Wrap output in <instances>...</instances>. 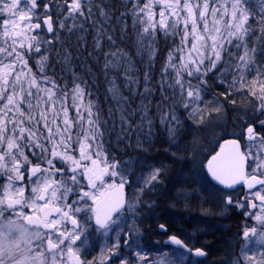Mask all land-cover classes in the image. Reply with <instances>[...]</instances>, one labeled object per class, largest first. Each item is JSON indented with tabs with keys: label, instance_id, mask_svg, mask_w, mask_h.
Masks as SVG:
<instances>
[{
	"label": "snow or ice",
	"instance_id": "snow-or-ice-1",
	"mask_svg": "<svg viewBox=\"0 0 264 264\" xmlns=\"http://www.w3.org/2000/svg\"><path fill=\"white\" fill-rule=\"evenodd\" d=\"M157 5L160 6L158 14L154 10ZM123 7L125 11H119L106 0H0V13L8 14L0 25L5 38L3 46H0V178L4 181L0 184V220L4 221L0 224V264H200L191 257L207 256L203 247L171 235L163 243L177 247L170 251L157 249L159 255L150 258L152 249L148 248L144 233L151 230V225L146 224L145 212L150 213L156 201L145 196L164 186L168 174L166 163L141 164L137 159L135 163L140 168L137 175L132 161L115 157L109 161L103 141H98L103 132L100 131L98 117L92 119L91 102L86 106L87 129L82 124L85 117L77 110L76 123L82 129L76 139L78 158L73 155V122L67 119V109H64L63 128L55 120L51 122L55 131L46 111H40L39 119L33 114V108L39 107L40 92L52 100L60 88L53 77L41 75L38 79L32 72L28 61L33 53L39 54L37 64L41 73L51 53L62 54L67 61L71 53L63 46L59 52L55 48V42L60 41L59 34L83 31L90 21L96 27L95 48H101V40L105 37L109 44L114 45L113 36L108 35V30L95 19L97 15L110 19L114 9L119 11L117 19H123L130 11L133 28L137 24L142 26L138 32L139 42L144 47L147 39L150 58L156 55L154 44L158 30L165 36L180 35L179 29L183 26L181 43L174 49L176 53L184 52L188 38L192 36L187 56L181 55L177 64L173 51H170L161 69L160 90L163 91L167 83V87L174 90L175 97L178 89V103L185 110L202 112V93L206 91L209 73L218 74L221 77L219 82L226 86L215 99L216 113L224 112L220 97L234 108L237 101L229 97L236 94L255 100L254 104L249 100L239 105L243 111L238 116L239 126L243 129L241 137L225 140L220 151L208 161L211 177L224 189L233 191L213 189L212 194L220 204L219 212L205 211L224 215L235 210L246 220L256 221L259 227H243L237 241L240 253L233 257L231 264H264V64L255 58L257 49L249 48V39L256 35L257 30L259 39L264 41V0H259L260 11L256 10L255 0H147L144 3L141 0H123ZM44 32L51 34V38H45ZM208 40H211V51L206 55ZM226 44H232L238 51L235 54L226 51ZM225 53L227 67L218 69ZM126 55L120 49L104 53L105 69L120 66V59L114 63L108 57L122 58ZM229 68L239 70L233 71L230 81L225 75ZM169 69L174 71V75ZM253 72L249 79L248 74ZM150 78L145 72V81ZM128 79L131 81L132 78ZM33 88L36 92L32 91ZM109 91L114 98L127 100L115 84ZM149 91L146 87L145 92ZM60 94L66 96L67 92ZM83 94L84 90L75 85L74 100L82 99ZM30 98H36L37 105L34 106ZM163 99L167 101L169 97L164 96ZM144 108L145 114L141 119L147 120L149 125L147 139L152 135V121L147 116V106ZM204 120L205 116L201 114L198 122L203 123ZM160 123L167 126L174 141L178 130L175 107L160 112ZM41 128L47 131V135ZM129 129L122 128L123 131ZM242 140L246 143L242 144ZM94 143L96 148L92 150ZM49 144L51 148L47 146ZM136 146L145 153L149 150L139 140ZM171 155L181 158L178 152ZM133 176L134 181L131 179ZM105 177L119 178V183L106 185L107 194L98 191V185L104 183ZM29 185L31 194L26 195ZM126 185H134L131 197L125 194ZM237 185L247 190L235 192ZM190 195L183 185L177 186L171 193L173 206L181 202L187 204ZM25 208L30 209L31 214L26 213ZM257 208L258 213L250 211ZM6 212L9 213L7 217ZM13 212L16 220L11 218ZM20 220L23 223L17 222ZM158 228L164 233L168 231L163 223L158 224ZM89 229L110 238L99 257L92 259L86 258L85 248L91 235ZM254 238L255 243L262 246L258 250L249 248L248 242ZM22 244H35L37 250L29 247L25 252Z\"/></svg>",
	"mask_w": 264,
	"mask_h": 264
},
{
	"label": "trees",
	"instance_id": "trees-1",
	"mask_svg": "<svg viewBox=\"0 0 264 264\" xmlns=\"http://www.w3.org/2000/svg\"><path fill=\"white\" fill-rule=\"evenodd\" d=\"M106 2L110 5L114 4L119 11H125L123 0H106ZM144 2H147V0H141V3ZM255 3L256 10L260 11L259 0H255ZM154 10L158 14L160 6H155ZM119 11L114 9L112 17L107 20L98 15L95 17V19L99 20L104 28L108 30L107 34L113 36L115 40L114 45L109 44L105 37L101 40V48L97 50L95 48V37L97 35L96 27H94L90 21L85 24L83 31L76 30L72 34L67 32H61L59 34L60 41L55 42V48L59 52L63 46V48H66L71 53L67 61L64 60L62 54L56 55L55 53H51L43 73L40 72L39 65L37 64L39 54L33 53L28 63L32 72L38 79L41 75H47L53 77L60 85V88L57 89V95L53 97L52 100H48L44 92L39 93V97H41L39 102L41 104L43 102L44 104L46 99L48 110L52 109L53 105H55V108L59 104L70 105L72 110L71 113L73 114V130L81 132L82 129L80 124L76 123L78 116L74 105L78 103V101L81 105H84L80 113L85 117V120L82 122L83 128L87 129L88 114L86 106L91 102V110L94 115L92 119L98 117L100 131L103 132V137H98V139L102 140L103 144L106 146H113L116 144L115 139L118 131H123L122 128L126 129L129 127L127 126L128 123H130V129L133 133L129 134L128 138L120 137L122 139L120 143L121 145L133 148L134 145L136 146L137 144V140L134 137H136L143 123L140 114L137 112V106L139 103H142V101H139V92L145 86L144 83L146 81L144 79V74L147 72L151 77L148 81L154 83L155 87H158L157 82L161 80L162 75V64L167 58L168 53L173 51L174 57L178 59L183 54L174 52V49L181 43L183 26L181 25L179 29L180 35L165 36L158 30L154 44L156 55L154 58H150L149 53H146L148 43L146 47L144 44V48L141 47L139 42L140 37L138 32L141 30L142 26L137 24V26L133 28V16L130 11L123 19H117ZM2 19L3 14H0V25L2 24ZM209 19H211V17H209ZM42 35L45 38H51V34L46 32L42 33ZM186 48L187 47H185L184 51H186ZM117 49H120L122 53H126L127 55L122 58L108 57V59H111L114 63L117 59H120V66L115 69L109 68L106 70L104 67V53L116 51ZM126 71L127 76L125 75ZM128 77L132 78L131 81ZM77 84L84 90V94L82 99L74 100L73 89ZM113 84L120 89L121 96L126 97L127 100L121 97H113V93L109 91V89L113 87ZM62 91H66L67 95H61L60 93ZM33 92H36V89H34ZM220 92V89H214L212 86L207 85L206 91L204 92L205 97L203 105L213 102ZM160 97L164 100V96L161 95ZM205 99H208L209 102L207 103ZM35 100L37 102L36 98ZM220 100L225 103L223 97H220ZM117 101H119V103H117ZM121 104L127 109L121 107L119 109V105ZM214 105L217 107L215 102ZM55 111L60 112L58 108H56ZM186 125L189 127V123ZM154 128H161L156 120H154ZM41 129L43 130V128ZM225 236V234H217V246H220V242L222 239L226 238Z\"/></svg>",
	"mask_w": 264,
	"mask_h": 264
},
{
	"label": "flooded vegetation",
	"instance_id": "flooded-vegetation-1",
	"mask_svg": "<svg viewBox=\"0 0 264 264\" xmlns=\"http://www.w3.org/2000/svg\"><path fill=\"white\" fill-rule=\"evenodd\" d=\"M237 96V95H235ZM234 96V97H235ZM234 97H229V99H235L237 101L238 105H242V101L244 99H236ZM252 101L253 98H250ZM205 101L208 103L209 100L205 99ZM248 98H245L244 104L248 102ZM215 102V99L213 100ZM216 104V103H215ZM201 104L202 112L197 113H190L184 114L182 110L178 109L179 114H181V120H182V127L179 129L180 133L178 135L177 133V142L173 143L170 141V138L168 137V130L161 129V128H154V139L153 141L150 139L148 142L149 144H146V148H148V152L145 153L143 156H138V153L135 152L134 147H128L126 145H121L122 139L116 135L115 142L113 146H104V150L108 153L109 161L113 157L117 160L122 161H128L130 159L139 158L144 163H156L159 164L161 162L166 163L168 165V174L165 177V183L162 188H159L157 192L146 194V199H152L156 201V204L152 211L145 212V216L147 217L146 224L151 225V230L146 231L144 233V239L148 242V248L152 249V254L150 258H156L159 254L157 253V249H160L162 251H170L171 249H174L175 245L165 244L164 241L168 240V237L171 235H176L178 238L183 239L186 243H193L196 247H203L206 252V257H191V260L193 261H200V264H221L223 263L227 257L224 255L226 253L223 252L225 248H227L229 245H231L232 241L239 240V234L241 233L243 227H252L254 226L252 223V219H245L244 215L238 211H230L228 212L229 218L223 221V223H229L227 224L229 227H226L225 230H216L214 229V232H202L201 230L205 228L204 224H202V217H206L202 215L201 212V199L205 200L208 203H205L206 207H209L212 212H216L214 210V202L216 204H219V201L214 197L213 189L219 188L223 189L224 191H233L232 189H224L220 185L214 183L212 179L210 178L208 174V161L211 159L213 155H216L220 151V146L224 143L225 140L229 139H237L240 138L243 134V129L237 125H233L231 129H227L219 142V144L215 147H213L204 158V175L201 174L200 169V150L197 147V143L195 141V137L200 139L202 138V135L200 133L199 128H195L196 125L199 123L198 119L199 116L202 114L206 116L208 113L209 115L216 114L214 109L216 108L215 105L212 106V103H208L203 105ZM209 110V111H207ZM226 113L227 121L230 122L231 117L237 118V115L235 113H238V109L234 108L232 105L228 104L227 101L224 103V112ZM197 116L195 120H192V116ZM185 116V122L186 124L190 123L192 121L193 129L192 128H184V118ZM232 120V119H231ZM238 121V120H236ZM231 124V123H230ZM178 130V131H179ZM259 130V129H258ZM234 131V133H232ZM119 132V131H118ZM228 133V134H227ZM223 134V133H222ZM203 136L206 140L210 141L208 139L209 132L207 130H204ZM165 141L164 148L162 150L157 148V141ZM188 140V143H187ZM203 140V139H202ZM193 143V148L191 150V144ZM242 144H245V141H241ZM174 144H180V149L178 152L179 156V163L171 167L169 164V161L165 158H163L162 155L168 152L169 145L173 150H178V148H174ZM195 145V146H194ZM77 158L79 155H77ZM35 162V161H34ZM196 165L197 172L195 171L194 167ZM133 169L136 171V174L138 175V170L135 169V166H132ZM144 171H147L145 168ZM200 172V174H199ZM198 175V176H197ZM198 177V179H197ZM131 179L134 181L135 176L131 177ZM3 178H0V184H3ZM112 182L119 183L118 177H105V181L103 184L98 185V191L100 193L106 194L108 192V189L106 188V185ZM209 184V186L207 185ZM171 185V186H170ZM183 185L190 193L191 195L188 198V203L185 204L183 202L181 203H175V206H173V201L171 197L172 191L177 187ZM30 185L26 188V195H30ZM134 187V185H133ZM133 187L125 186V194L128 197H131L133 194ZM247 189L244 186L239 185L236 187L235 192H245ZM2 191V189H0ZM103 198V197H102ZM209 202H212L209 203ZM258 203V202H257ZM24 211L28 214H31V210L28 208H25ZM253 213H258L259 209H251ZM14 214V213H13ZM169 215V218H168ZM16 216V215H15ZM211 216V215H210ZM174 218H177L178 221L174 222ZM210 220V219H208ZM216 221V220H213ZM93 228H95L94 222ZM163 223L167 225L168 231L166 233L161 232L158 228V224ZM212 230V227L208 226L207 231ZM223 231V232H222ZM89 232L91 235L89 236L88 244L85 245L86 248V258L92 259L93 257H99L101 249L104 247L105 244L110 242V238L103 237L100 234L93 231V229H89ZM221 232V233H216ZM217 234H225L226 238L222 239L220 242V246H217ZM160 242V243H156ZM235 243V242H234ZM21 247L27 252V249L31 247L34 251L37 250L35 248V244L33 245H24L22 244ZM226 250V249H225ZM187 264V262H186Z\"/></svg>",
	"mask_w": 264,
	"mask_h": 264
},
{
	"label": "rangeland",
	"instance_id": "rangeland-1",
	"mask_svg": "<svg viewBox=\"0 0 264 264\" xmlns=\"http://www.w3.org/2000/svg\"><path fill=\"white\" fill-rule=\"evenodd\" d=\"M0 14H3V19H6L8 17V14L6 13H0ZM2 19V21H3ZM225 20L228 19L227 17L224 18ZM211 19H209V26L211 27ZM2 23V22H1ZM2 25V24H1ZM201 28H202V24H201ZM221 28H223V25H221ZM183 31V30H182ZM225 35H226V32H225ZM259 31H257L256 35L252 36L250 39H249V48H252V47H255L257 49L256 53H255V58L257 61L261 62L262 64H264V41H262L261 39H259ZM4 36H3V28L2 26H0V46H3V43H4ZM192 36L190 35L189 38H188V42H187V45H186V51L183 52L182 55L184 56H187V53H188V49L191 47V43H192ZM10 42V41H9ZM147 39H145L144 41V44H145V47H146V44H147ZM198 45H199V41L197 42ZM207 44L209 45V47L207 49H205V54H209L210 51H211V48H210V45H211V40H208L207 41ZM144 47V48H145ZM143 48V50H144ZM225 48H226V51H231L232 53H236L238 50L233 47L232 44H226L225 45ZM242 51V50H241ZM140 53H143V52H140ZM148 53V51L146 52ZM167 59V58H166ZM166 59L164 60V63L166 61ZM228 57L226 55V53L224 54V60L221 61V63L218 65V69L222 68V67H227V65L225 64V60H227ZM175 60H176V63L178 64L179 63V59L175 57ZM164 63L162 64V66L164 65ZM232 63L234 64L235 63V60L233 59L232 60ZM233 71H239L238 69L237 70H234L232 68H229L227 73H225V75L227 76V79L230 81L231 78H232V73ZM169 72L172 73L174 75V71L172 69H169ZM249 79L251 78L252 75H254V72L253 73H249ZM208 83L207 85L209 86H212L214 89H220L221 92H224V88L226 87L225 85L221 84L219 81L221 79V77L216 74V73H209L208 77L206 78ZM160 81L159 80L157 82L158 84V87H155L154 83L152 82H145L144 83V88L142 90H140L139 92V101L142 103H139V105L137 106V112L140 114V117H142L144 114H145V108L144 106H147V116L151 119L152 121V124H151V131H152V135L149 136L147 139H145V136L146 134L148 133V130H149V125L147 123V120H143V123H142V126L140 127V129L138 130L137 134H136V137H134L136 140H139L143 146L146 148V144H149V140L151 139L153 141V137H154V133L153 131L155 130L154 129V120L157 121V123L160 124L161 126V129H165L167 130V126L164 125V124H161L160 123V112L163 111V110H167L168 108H171V107H175V115L177 116L178 118V130L182 127V120H181V114H179V111L177 110L180 109L182 110V112H184V114H187L189 111L185 110L182 106L179 105L178 103V89L176 90V93L177 95L174 97L173 96V89H170L167 87V83H165V86H164V90L161 91L160 90ZM169 82H171V80L169 79ZM195 83V81H194ZM206 85V86H207ZM205 86V87H206ZM25 87H27V85H25ZM148 88L150 89L149 92H145V88ZM35 88L32 89V91L34 90ZM205 93H202L203 97ZM168 96L169 99L167 101H164L162 100V97L160 96ZM237 96H235L234 98L236 99H244L242 101V103L244 104V101H245V98H248V100H250L251 97H248L246 95H240V94H236ZM32 100V104L35 106L37 105L38 101L36 102L35 98H30ZM117 103H119V101H117ZM212 103V106L214 105V102H211ZM252 103L254 104L255 103V100L253 99L252 100ZM46 105V99L44 101V104L42 102V104L39 102V107H34L33 108V114L37 117V119H39V113L41 110H44L47 112V118H48V121L50 123V126L53 127V130L55 131V125L51 124V122L53 120L56 121L57 124H60L61 128H63V120L65 119V111L64 109H67V119H69L70 121L73 122V114L71 113L72 110L70 108V105L66 104V105H57L56 108H58L60 110V112L58 111H55L56 108H55V105H53L52 109H47V105ZM158 105L160 106L159 110H158ZM75 108L76 110H79V112L82 111L84 105H81V103L78 101V103H75ZM22 107H25L26 108V105H23ZM121 108H124V109H127L125 108L122 104L119 105V109ZM204 108V107H203ZM202 108V109H203ZM238 109V113H235L237 115V118H233L231 117L230 119V122L227 121V116H226V113L225 114H212V115H209V113L205 116V120L203 123H198L196 121V117L195 114L194 116H192V120H195L198 124L196 125L195 128H199L200 130V133L202 135V138L200 137V139L197 137H195V141L197 143V147L199 148V150L201 151L200 152V171H201V174L204 175V165L206 162H204V158H205V155L207 154V152H209L213 147L217 146L219 144V142L221 141L223 135L225 134L224 132L229 128L231 129V127L235 124H239L238 121V116L239 115H242L243 114V111L242 109L239 107V105L237 104V107ZM37 109V111H36ZM92 109V107H91ZM209 111V110H207ZM12 113H9V116H11ZM94 116V115H93ZM184 120V128H192L193 129V125L190 121L189 123V127L186 125V122H185V116L183 118ZM231 123V124H230ZM130 123H128L127 126H129ZM73 126H74V123H73ZM11 127V125H9V128ZM126 129H129V127H127ZM42 130V129H41ZM177 130V133L179 135L180 133V130L178 131ZM204 130H207L209 132V136H208V140H206L203 136V133H204ZM44 131V134L47 135V131L46 130H42ZM71 133H72V141H71V144H72V150H73V155L76 156L79 155V146L78 144L76 143V139H77V133H79L78 131L76 130H73V127L71 128ZM133 133L131 129H129L128 131H119L116 135H118L119 137H122V138H128V135ZM223 133V134H222ZM234 133V131L232 132ZM228 134V133H227ZM168 137L170 138L169 136V133H168ZM56 139H59V137H56ZM177 134L175 136V139L173 141L172 138H170V141H172L173 143H176L177 142ZM203 139V140H202ZM99 141V139H98ZM147 142V143H146ZM47 143V142H45ZM187 143H188V140H187ZM104 145V144H103ZM137 145V144H136ZM49 148H51V145H47ZM105 146V145H104ZM195 146V145H194ZM96 148V144L94 143L93 144V149L92 150H95ZM193 148V143L191 144V150ZM134 150L136 153H138V156H143L145 154V152H143L141 149L137 148V146L134 145ZM213 150V149H212ZM137 159L139 158H135V159H130L128 161H132L133 164L132 166H135V169L138 170V175L140 174V168H139V165H137L135 162L137 161ZM140 163L143 164L144 162L142 160H140ZM195 171L197 172V169H196V165L194 167ZM200 174V172H199ZM198 176V175H197ZM198 179V177H197ZM209 186V184H207ZM205 203H208L206 202L205 200L201 199V212H202V215L206 216V217H202L203 219L201 220L202 221V224H204V226H206L205 228H203L201 231L202 232H214L213 230L216 229V230H225L226 227H229L227 224L229 223H223V221H225L226 219L229 218V213H226L224 215H219V214H208L206 213L205 210H209V207H206L205 206ZM212 204V202H209ZM219 208H220V204H216L214 202V210H216L215 213H218L219 212ZM14 213V212H13ZM11 213V218L13 220H16V216H15V213L13 214ZM9 215L8 212L5 213V216L7 217ZM211 215V216H210ZM210 219V220H208ZM213 220H216V221H213ZM1 221V224L4 223L3 220H0ZM19 223H23L22 220L20 221H17ZM252 223L254 226H257L259 227V225L257 224L256 221L252 220ZM208 226L212 227V230L210 231H207L208 229ZM223 232V231H222ZM216 233H221V232H216ZM235 242V243H234ZM232 244L229 245L227 248L224 249V253L226 251V253L224 254L227 259L221 263V264H231V261L233 259V257H237L239 256V253H240V244L237 243V240L235 241H232L231 242ZM241 244L244 243L243 241L240 242ZM249 243V248H252L254 250H258L260 249L262 246L259 245V244H256L255 243V238L248 242ZM218 264V263H217Z\"/></svg>",
	"mask_w": 264,
	"mask_h": 264
},
{
	"label": "bare ground",
	"instance_id": "bare-ground-1",
	"mask_svg": "<svg viewBox=\"0 0 264 264\" xmlns=\"http://www.w3.org/2000/svg\"><path fill=\"white\" fill-rule=\"evenodd\" d=\"M164 143H166V142H165V141L163 142V141H161V140L157 141V148L160 149V150H162V149L164 148ZM173 146H174L175 149L178 148V150H173V149L170 147V145H169V150H168V152L165 153L164 155H162L163 158H165V159H167V160L169 161V164H170L171 167L176 166V165L179 163V160H180L179 158H174V157L171 155V153H172V152L179 151L181 145H180V144H174ZM170 186H171V185H170ZM168 218H169V215H168ZM173 221H174V222H177L178 219H177V218H174Z\"/></svg>",
	"mask_w": 264,
	"mask_h": 264
},
{
	"label": "water",
	"instance_id": "water-1",
	"mask_svg": "<svg viewBox=\"0 0 264 264\" xmlns=\"http://www.w3.org/2000/svg\"><path fill=\"white\" fill-rule=\"evenodd\" d=\"M208 174H209V176H210V178L212 179V181L214 182V183H216V184H218V185H220L217 181H215L212 177H211V175H210V173L208 172ZM222 188H224L223 187V185H220ZM239 185H237L236 187H238ZM107 194V193H106Z\"/></svg>",
	"mask_w": 264,
	"mask_h": 264
}]
</instances>
